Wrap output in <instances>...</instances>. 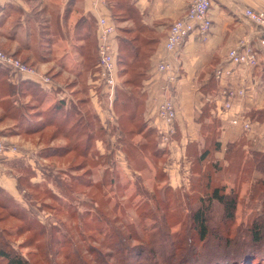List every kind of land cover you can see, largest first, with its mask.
<instances>
[{
  "label": "crops",
  "instance_id": "1",
  "mask_svg": "<svg viewBox=\"0 0 264 264\" xmlns=\"http://www.w3.org/2000/svg\"><path fill=\"white\" fill-rule=\"evenodd\" d=\"M211 1L212 28L208 39L203 42L192 34L176 52L165 55L174 68L176 79L162 91L166 75L156 72L157 57L163 53L169 26L185 14L191 0H105L104 3L94 0H0V50L19 58L51 81L47 86L39 84L45 92L41 107L28 90L13 97V107H19L25 112V118H29L36 111H43L60 101L64 109L74 104L94 112L104 129H108V125L116 126L119 91L132 90L133 84L127 81L131 80L130 70L139 58L122 51L124 57L120 65L117 64L122 73L117 77L118 93L115 92L112 101L101 87L92 85L96 23L104 17L116 26L113 44L117 57L123 50L121 40L130 38L136 41V47H141L142 57H145L142 62L146 66L145 78L139 83L137 94L138 111L143 121L151 126L152 122L148 120L151 115L156 116V107L162 99L173 100L177 115L168 144L175 147L176 156L183 157V163L191 166L190 149L200 154L204 146L203 127L213 124L221 145L216 159L224 166L227 165L224 152L229 145H242L246 150L249 145H255L264 152V123L250 117L252 111L264 109V51H259V62L253 69L235 68L233 77L226 81H217L213 75L238 39L246 37L253 44L257 43L261 29L245 17L244 11L264 10V0ZM10 81L15 85L20 81L31 82L22 76L12 77ZM225 84L244 87L246 97L238 100L230 110L221 111L218 89ZM1 112L0 109V115ZM238 116L254 122V132L244 133L240 125H230V120ZM158 127L163 128V125L159 123ZM19 128L11 119L0 123V132L4 134L9 129L18 132ZM0 138L17 149L18 144L24 149L44 148L34 135ZM54 143L64 144V141L55 140ZM102 144V141H96L97 147ZM15 156L16 153L9 152L0 157V188L11 197L18 194V175H14L12 167Z\"/></svg>",
  "mask_w": 264,
  "mask_h": 264
},
{
  "label": "rangeland",
  "instance_id": "2",
  "mask_svg": "<svg viewBox=\"0 0 264 264\" xmlns=\"http://www.w3.org/2000/svg\"><path fill=\"white\" fill-rule=\"evenodd\" d=\"M9 75L11 79L15 77ZM151 116L148 120L152 122L151 126L144 123L146 128L158 133L153 137L158 152L151 146V153L158 158L154 157L151 164L145 166L138 158L143 149L133 145L127 153L133 154L134 160H131L132 155L127 159L118 150L114 156L109 154L115 151L117 144L120 145L118 131L109 138L110 150L102 144L99 149L96 145V149L89 151L90 163L43 158L39 148L24 149L17 143L19 148L12 167L14 175L22 176L21 190L15 197H0V202L8 205L16 215L29 219L34 232L10 238V249L36 264H160L162 257L159 255L164 253L168 256L178 254L185 264H211L220 258L234 259L241 256V251L250 249L256 257L263 255L255 263L264 264V213L261 211L264 207V176L239 163L234 172H229L230 168L221 172L210 166L205 167L209 177L198 175L202 172L183 163L182 156H176L175 147L168 144L169 137L167 141L162 140L163 128L158 127L162 123L156 116ZM249 121L254 129L256 124ZM239 125L242 127V122ZM94 130L98 131L96 126ZM5 133L0 137L16 132L9 129ZM97 135V140H101V135ZM128 137L129 141L134 138L143 143L139 136ZM0 139L9 145L5 139ZM46 141L41 138L40 143L43 142L44 147L54 143L48 145ZM54 145L58 146V143ZM244 153L248 155L245 149ZM215 188L219 189L220 195L235 196L238 202L235 230L227 237L233 241L227 245L222 244L224 238L216 230L225 221L222 205L212 198ZM200 203L209 206L205 224L211 232L206 235L205 243L197 248L198 244H192L190 238L196 233L192 213ZM18 224L16 220H10L1 227L14 229ZM254 230L257 231L256 241L252 240L254 235L251 236ZM167 232L179 234V250L173 251L174 242L166 236ZM119 243L131 246L128 254L115 246ZM150 245H162L164 250L156 248L155 257L147 247Z\"/></svg>",
  "mask_w": 264,
  "mask_h": 264
},
{
  "label": "trees",
  "instance_id": "3",
  "mask_svg": "<svg viewBox=\"0 0 264 264\" xmlns=\"http://www.w3.org/2000/svg\"><path fill=\"white\" fill-rule=\"evenodd\" d=\"M107 1L110 2L113 0ZM121 47L123 48V50L121 49L120 53H118V65H120V61L122 60L121 58L124 57L123 52L127 54H135L139 59L136 60L137 64L134 69L130 70V72L132 73L131 80L127 81L133 84V88L130 92L119 91V103L116 104L117 107L115 108V112L117 115L116 126L108 125V129H104L100 125L99 120L94 112L86 111L85 109L79 108L74 104H71L68 108L64 109L63 103H61L60 101L54 103L48 109H45L43 111L38 110L35 113L29 115L31 121L29 120V118H25L26 115L24 111H21L19 107H13V97H15L16 94L22 95L23 93H25V90H28L32 92V95H34L33 98H37V105H41L42 99L45 97V92L39 86V84L32 81H20V83L15 85L10 81L11 76L9 75L10 73L12 75L15 74H13L8 68L0 64V109L2 110V113L0 115V123L6 121L7 119H11L15 121L16 125L20 127L18 132L14 134H7V136L20 135L23 137H28L34 135L37 136L39 140H41V138H46V143H48V145L52 141L62 140L64 141V144H58V146L50 145L41 149L39 154L40 157L48 159H59L62 161L70 160V163H72L74 160H82L85 163H90L89 151L96 149V137H99L97 134L101 135L100 137L102 139L99 141L103 142V144L105 145V149L110 150L111 144L109 143V138L112 137L111 134L113 135L114 131H118L120 135L118 142L120 145L117 144V148L115 146V151L112 150L113 152H110V155L114 156L115 152L119 150L124 153L127 159H130L132 157L131 160H134L135 156L133 154L127 153L128 151L132 150L131 146L133 145L136 147V149H143V153L138 157L142 160L140 164H143L145 166L146 164L152 162L153 158L157 156L153 153L158 152L157 143L153 139V137L156 136V132L153 129L145 127V123L138 111L137 99L139 83L145 78L146 66L142 63L145 57H142V53L140 50L141 47H136V41L133 38L121 40ZM95 48L94 72H96V64L98 61L97 47L95 46ZM120 73H122V71L118 69V75H120ZM95 79L96 77L94 74L93 82L95 81ZM219 90L220 88L218 89V92ZM116 91L118 93V87L116 88ZM27 108H29L28 104ZM250 117L251 119H255L259 122L264 123V109L260 111H252ZM94 126L97 127L98 131L94 130ZM136 126H138V129H135ZM203 128L204 146L200 154L197 150L190 149L189 151V155L192 156V169L193 167H195L197 168V171L202 172L201 174L197 173L198 175L209 177L207 174H205V172H208L207 168L205 167L210 168V166L212 168H218L221 172L229 168V172H234L236 164L239 163L242 165H248L252 171L255 170L256 172L264 176L263 151H259L255 145H249L247 150L245 149L248 155H245L244 149H242V145H229L224 152V160L227 161V165L224 166L222 162L216 159V153L221 151V145L218 141V131L216 125L213 124L209 127L205 126ZM3 134L4 133L0 132V136ZM128 136H139L140 140L142 139L143 143H141V141L136 142L134 138L133 140L131 139L132 141H129L126 139V137L129 138ZM151 146L154 147V152L152 153ZM146 151L148 155L146 154ZM141 152L142 151H140V153ZM130 155L132 156L130 157ZM156 158H158V156ZM202 168L203 170H201ZM18 177L16 178V188L17 190H21L22 181L20 180V177L22 176ZM135 177H139V175ZM2 196H4L5 198L7 195L4 193L3 189L0 188V197ZM212 198L218 200L223 207V219L225 223L218 226L219 228H217L216 230H218L219 234H222L221 237L224 238L221 240L222 244L227 245L233 241V239H228L227 237L229 236L230 231L235 230L233 224L238 203L237 198L235 196L231 197V195H220L219 189L217 188L212 191ZM261 206H263V202L261 203ZM263 208L261 211H263L264 213ZM208 209L209 206H203L200 203L192 213V219H194V230L196 233L192 235V237L190 238V242L194 245L198 244L197 248H200L201 244L205 243L206 235L208 234V232H211L208 231V228L205 224V219L207 218L206 210ZM10 220H16L19 223L16 228L10 229L7 227H1V224H4ZM31 224L32 222L29 221V219H25V217L22 215H16L8 209V205L2 204V202H0V264H36L35 262H31L30 260L24 258L21 254L15 252L9 247L10 238L24 232H34V228L31 226ZM38 228L41 229V227ZM12 231H14V234L12 233ZM254 231L255 233H251V236L254 235L252 240L256 241L257 231ZM247 232L249 233V231ZM178 235L179 234L176 235L169 232L166 233V236L172 238L171 240L172 242H174L172 246L173 251L177 249L179 250L181 248V240ZM35 236L37 235L35 234ZM115 246L122 248L121 252L127 254L131 248V246H127L126 243L124 245L122 243H119ZM161 246L158 247L150 245L147 247L151 252H153V255H155L156 257V248L164 250V247ZM240 254L241 256H237L234 259H216V262L211 264H256V260L263 258V255L256 257L254 252L250 249H246L245 252L241 251ZM159 256L162 257V259H160L159 261L160 264H168L170 257H172L171 264H185L180 260L183 259V257L179 258L180 256H178V254L168 256V253H164Z\"/></svg>",
  "mask_w": 264,
  "mask_h": 264
},
{
  "label": "built area",
  "instance_id": "4",
  "mask_svg": "<svg viewBox=\"0 0 264 264\" xmlns=\"http://www.w3.org/2000/svg\"><path fill=\"white\" fill-rule=\"evenodd\" d=\"M105 0H94L95 3H104ZM211 0H191L185 14L174 21L168 28L163 44V53L158 55L155 65L156 72L166 75V85L162 91H166L168 86L173 84L176 79L174 68L165 55L176 52L186 41V39L196 34L201 41H206L212 28L210 18ZM245 17L254 25L261 29V34L256 44L250 39L243 37L238 39L227 51L225 61L214 70V78L217 81H226L233 77L235 68L244 70L253 69L259 62V51H264V10L246 9ZM96 47L98 61L96 64L95 81L93 86L101 87L107 94L108 100L115 98L116 88L118 87V66L117 53L113 41L116 35V26L113 22L102 17L97 20ZM0 64L8 68L13 74L27 77L30 81L41 86L49 85L50 78L40 74L32 66L26 64L19 58L0 50ZM243 87H234L225 84L218 92L221 109L230 110L238 100L245 98ZM176 109L171 98H163L156 107V117L163 125L162 140L167 141L173 134V123L176 119ZM242 122V129L252 133V124L249 120L238 116L230 120V125L237 126ZM16 153L14 145H5L0 139V155L6 153Z\"/></svg>",
  "mask_w": 264,
  "mask_h": 264
}]
</instances>
